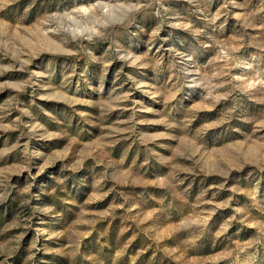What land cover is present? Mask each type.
<instances>
[{
  "label": "rangeland",
  "instance_id": "1",
  "mask_svg": "<svg viewBox=\"0 0 264 264\" xmlns=\"http://www.w3.org/2000/svg\"><path fill=\"white\" fill-rule=\"evenodd\" d=\"M0 264H264V0H0Z\"/></svg>",
  "mask_w": 264,
  "mask_h": 264
},
{
  "label": "trees",
  "instance_id": "2",
  "mask_svg": "<svg viewBox=\"0 0 264 264\" xmlns=\"http://www.w3.org/2000/svg\"><path fill=\"white\" fill-rule=\"evenodd\" d=\"M63 59L68 60L70 62H80L82 60L79 55H77V56H67V57H63Z\"/></svg>",
  "mask_w": 264,
  "mask_h": 264
}]
</instances>
